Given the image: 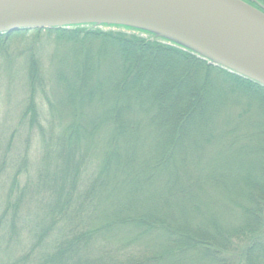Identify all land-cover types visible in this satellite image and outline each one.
<instances>
[{
  "label": "trees",
  "instance_id": "1",
  "mask_svg": "<svg viewBox=\"0 0 264 264\" xmlns=\"http://www.w3.org/2000/svg\"><path fill=\"white\" fill-rule=\"evenodd\" d=\"M87 28L20 30L0 35L31 34L39 38L45 34L73 49L85 48L90 55L91 49L100 50L103 61L100 68H80V72L86 70L84 90L88 91V96L81 99L67 96L58 100L61 91L69 94L71 83L75 85L72 77L62 72L66 79L53 88L57 103L47 101L50 120L44 124L51 134L58 130L54 125L57 122L58 135L46 139L35 110V127L42 131L39 139L45 137L41 161L31 166L30 175L25 150L23 159L16 162L11 182L1 177L0 264H264V136L254 135L260 130L261 118L241 111L239 117L249 120L250 136L221 126L218 139L224 152L216 153L218 157L211 160L206 155L214 146L209 143L217 138L213 109L206 112L207 108L228 99H241L248 109L262 114L264 87L157 40ZM161 77H170V81L163 82ZM38 80L33 82L35 86ZM96 90L97 98L93 96ZM113 95H117L115 99ZM167 95L172 100L158 104ZM182 96L187 111L173 112L169 126L170 116L151 123L150 127L158 129L154 139L160 144L150 149L144 146L146 163L131 171L122 159L130 160L135 147H141L144 133L140 118L149 119L165 108H174L178 104L175 100L180 102ZM149 98L150 106L146 102ZM96 101H100V114L85 111ZM78 105L82 111L74 113ZM149 107L155 115L142 113L137 117L133 112ZM27 115L22 118L28 120ZM64 119L70 122L65 127L60 125ZM98 122L100 140L95 129ZM164 139L168 144L164 145ZM9 141L4 148L7 154L13 151V141ZM72 154L77 160L69 168L68 155ZM112 161L120 165L121 181L126 188L131 187L130 195H109ZM99 162L100 180L95 172ZM93 166L95 175L88 177ZM0 170L4 172L2 161ZM21 176L25 182L20 186ZM158 177L161 183H155ZM139 181L146 182L148 190L155 189L152 204L142 199ZM205 206L224 215L233 214V209L240 213L239 222L223 229L202 225ZM28 207L35 213L27 211ZM163 210L172 216L168 218L170 223L180 220L189 228L180 233L179 227L149 216ZM211 219L215 221L214 216ZM109 225L111 229H104ZM159 233L163 237L159 238ZM24 241L26 253H17ZM255 246L248 258L247 251Z\"/></svg>",
  "mask_w": 264,
  "mask_h": 264
},
{
  "label": "rangeland",
  "instance_id": "2",
  "mask_svg": "<svg viewBox=\"0 0 264 264\" xmlns=\"http://www.w3.org/2000/svg\"><path fill=\"white\" fill-rule=\"evenodd\" d=\"M92 28V29H91ZM87 30H92V31H98V32H111V33H117L118 31L121 33H124L126 36H135L140 39H150V40H157L160 41L161 44L166 43L167 45H173L174 47L178 48L179 50H183L186 52H189L188 48L177 44L173 43L169 40L166 39H161L156 37V35L142 31V30H137V29H129L126 27L122 26H106V25H97V26H89ZM1 38V37H0ZM1 46H0V161L3 163V171L1 172L0 170V183H1V177L4 181L9 183L11 182V178L13 177L14 174V168L16 165V162L18 163L19 160L23 159V154H25V150L27 151V156L29 159V166L27 171L31 175L33 173V170L31 169V166H35V164L40 162L42 157H41V144L42 140H44V135L46 136V139H49L58 135L59 131V124L56 122L55 128L58 130H55L51 132V134H48V130L45 127V123H49L48 119V107H47V101L51 102L54 104L55 102L57 103V97H56V90L55 85H58V83H62V80H65V76L62 74V72H67L71 79L75 81L72 84L71 81V93L67 94L66 91H61L59 93V101L62 100L63 97L67 98V96H70V98H75V99H81L82 97H87L88 96V91L84 90L85 83L87 82V79L85 80L84 78L85 75L83 74V69L88 68V67H99L100 65H103V63L100 64V61L103 62L100 58V50L98 51H92L93 55H90L87 49H73L72 47H68L67 45L60 44L56 41V38H53L50 36L49 38L45 34H41L40 37H35L34 35L31 34H24V35H17L13 36V34L8 35L6 37L1 38ZM3 41V42H2ZM66 44V43H65ZM193 55L192 52H189ZM91 61L92 63H89ZM77 62V63H76ZM209 62V61H208ZM80 68H83L82 71L80 72ZM164 71V70H163ZM163 77H161L159 80H162ZM38 80V85L35 86L33 83L34 81ZM60 80V81H59ZM163 82L165 81H170V77L164 78L162 80ZM191 83L195 85V81L193 80ZM88 84V83H87ZM86 84V85H87ZM94 84V83H92ZM191 87V86H190ZM189 89V87H188ZM95 93V98L96 95H98V90ZM150 91H152L150 89ZM185 91V90H184ZM148 94V92H146ZM117 96V95H116ZM114 95L112 96L114 99L116 98ZM168 96V97H167ZM166 99L164 100H159L158 104L165 105L166 103L168 104L169 101L172 99L169 98V95H167ZM62 97V98H60ZM89 98V97H88ZM61 99V100H60ZM228 99V98H227ZM149 100V103L152 104V100L149 98L146 100L147 104ZM241 99H233L228 101H223L220 102L218 105L216 104V108L208 107L206 112L210 111L213 109L214 113L212 117L214 118L215 122L214 125L216 126V134L217 138L212 139L211 143L214 146L211 147V149L207 150V157L209 160L211 159H216L218 154L216 153H223L224 151L221 149V140L218 139V136L220 135L219 129L220 128H226L228 130H233L234 133H240L241 135L244 136H250V131L251 128L249 127L248 119L239 117L241 111H248L251 116L253 115L256 118H261L260 124V130L257 131L254 135L259 136L263 133L264 136V110L261 108L259 112L256 113L254 109H248L246 107V104L244 101H240ZM124 101V100H123ZM176 101V106L172 109L170 108H165L164 111L162 110L160 114L154 117H150L149 119H145L144 117L140 118L139 124L141 126V131L144 133L143 134V139L140 145L138 147H135L136 149L134 150V153L132 156H130V160L128 158L122 159V163L127 166H130L132 168L131 171H135L139 168V165L146 163L147 161V155L145 154V149L144 146L147 148H153L157 147V145L160 144L159 139H154L156 136V132L158 129L150 127L152 126L151 123H156L159 120L166 119L167 116H170V118L167 120V125L169 126L172 123L173 120V112H186L188 107H186L185 101V96L181 97V101ZM32 102V103H31ZM149 104L148 106H150ZM214 105V104H213ZM36 107V108H35ZM84 107V106H83ZM256 109L259 106H255ZM190 108V107H189ZM37 109L39 112L40 116V121H38V125H40L44 130L45 134L42 136V139H39V136L42 135L41 129L37 131V128L35 125L37 124V121H34L33 119V114L36 113V117L38 116L37 114ZM181 109V110H180ZM36 110V111H35ZM77 110L82 111L81 105H78L77 108L75 109V112H79ZM131 110H134V107L131 108ZM140 108H136L134 112L135 115L140 116L142 113H145V115H155L154 110H152L151 107L148 109H142L143 111H140ZM180 110V111H179ZM85 111L91 114H100V101L95 102L89 109H86ZM72 112V113H73ZM205 112V115L207 114ZM27 114H30L31 117H29ZM27 115L28 120L22 117H25ZM68 115V114H67ZM78 116V114L74 115ZM199 117L196 116V119ZM57 119L54 116V120ZM44 121V122H43ZM56 121V120H55ZM41 123V124H40ZM69 120L64 119L60 125H63L64 127L68 125ZM98 125L95 126L96 129V136L99 137L100 140V122L97 123ZM222 126V127H221ZM32 127V128H31ZM46 128V129H45ZM138 128V127H137ZM49 129V127H48ZM67 129V128H65ZM196 130V129H193ZM263 130V131H262ZM199 132V130H198ZM40 133V135L38 134ZM53 133V134H52ZM73 133V132H72ZM71 133V135H72ZM95 133V132H94ZM206 134V133H205ZM39 135V136H38ZM204 137V136H202ZM206 138L209 139L208 134L205 136ZM212 138V136H211ZM206 139V140H208ZM9 140L13 141L11 145H13V151L11 153H6L4 150L5 146L9 145ZM57 141V140H56ZM164 145L165 143L168 144L166 139L163 141ZM242 147V146H240ZM93 149V148H92ZM214 152V153H212ZM74 150V154H75ZM213 156V157H212ZM70 157V158H69ZM117 158V157H116ZM115 159V158H113ZM117 158L116 160H118ZM261 159L260 157L258 158ZM68 160H69V168L73 167L74 160H77V157L75 155H68ZM115 161V160H114ZM112 161L111 165V173L113 175L110 176V186H108V193L110 195L117 193L118 196H123V195H130L132 193L131 187L129 186L126 188L123 186L124 182L121 180V170L120 165H114L115 162ZM257 161V162H258ZM114 162V163H113ZM68 163V161H67ZM87 165L91 167L92 165L89 164L88 161H86ZM258 163L261 164V161ZM62 165V162H61ZM78 165L79 168L82 166L81 165V160H78ZM94 165V164H93ZM103 166V163H102ZM126 166V167H127ZM114 167V168H113ZM113 168V169H112ZM98 170V171H97ZM80 170H78L79 174ZM94 172V166L91 168L89 173L87 174L88 177ZM95 172H97L96 179L100 180V162L97 163V167ZM248 172V171H247ZM246 173V172H245ZM261 173V172H259ZM259 173L254 174V176H259ZM261 175V174H260ZM4 176V177H3ZM23 176V175H22ZM21 176V179H19V185L21 186L25 180H23ZM114 177L113 180L111 177ZM6 178V180H5ZM26 178V177H25ZM158 183L161 179L159 180V177L156 178ZM140 185V194H142V199L146 201L147 204H152L154 198H155V185L153 187L154 191H151L152 189H147L148 185H146V182L139 181ZM150 185V184H149ZM10 186V185H9ZM4 190L6 189L3 188ZM8 189V186H7ZM120 193V194H119ZM5 196V195H4ZM111 196V195H110ZM113 196V195H112ZM1 197V195H0ZM3 199V196H2ZM152 200V201H151ZM4 202V201H3ZM27 211H32V213H35V209L33 208H26ZM1 210V207H0ZM233 214L229 213L224 215L223 211H216L210 207L204 208L202 214L205 215L203 220L204 222L202 225H205L207 227H211V229H223L224 227L229 228L235 225L237 222H239V212H235L233 209ZM157 215L154 214L153 212L150 213L149 216L153 218H158L157 220L161 223H169L174 227H179L180 233L184 229H187L188 225H183V222L180 220H175V222H169L168 218L172 219V216L167 212V211H157ZM31 213V212H30ZM264 214V213H263ZM215 217V221L212 220V217ZM81 223V222H80ZM103 224V223H102ZM218 226V227H217ZM112 225L107 226L104 229H111ZM159 238L163 237L159 233ZM141 237H144L145 235H140ZM155 237H157V234H154ZM140 243V242H139ZM145 243V242H144ZM141 244V243H140ZM242 246V245H240ZM27 243L24 241V243H20L18 249L16 250L17 253L23 252L26 253L27 251ZM244 247V246H242ZM257 246L253 247L252 249H249L247 251L248 258L250 254L254 253L255 249ZM245 249V247H244ZM243 250V249H242ZM246 252V251H245ZM15 252V254H17ZM242 254V253H241ZM238 255V254H237ZM239 256V255H238Z\"/></svg>",
  "mask_w": 264,
  "mask_h": 264
},
{
  "label": "water",
  "instance_id": "3",
  "mask_svg": "<svg viewBox=\"0 0 264 264\" xmlns=\"http://www.w3.org/2000/svg\"><path fill=\"white\" fill-rule=\"evenodd\" d=\"M83 25L152 33L264 87V13L240 0H0V35Z\"/></svg>",
  "mask_w": 264,
  "mask_h": 264
},
{
  "label": "flooded vegetation",
  "instance_id": "4",
  "mask_svg": "<svg viewBox=\"0 0 264 264\" xmlns=\"http://www.w3.org/2000/svg\"><path fill=\"white\" fill-rule=\"evenodd\" d=\"M240 1L264 13V3L262 2V0H240Z\"/></svg>",
  "mask_w": 264,
  "mask_h": 264
}]
</instances>
